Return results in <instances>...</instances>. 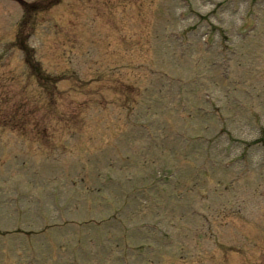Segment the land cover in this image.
I'll return each instance as SVG.
<instances>
[{
  "label": "rangeland",
  "instance_id": "374dc122",
  "mask_svg": "<svg viewBox=\"0 0 264 264\" xmlns=\"http://www.w3.org/2000/svg\"><path fill=\"white\" fill-rule=\"evenodd\" d=\"M57 4L50 83L0 0V264H264V0Z\"/></svg>",
  "mask_w": 264,
  "mask_h": 264
},
{
  "label": "trees",
  "instance_id": "16d2710c",
  "mask_svg": "<svg viewBox=\"0 0 264 264\" xmlns=\"http://www.w3.org/2000/svg\"><path fill=\"white\" fill-rule=\"evenodd\" d=\"M47 2V1H45ZM57 2H59V0H48L47 2V6L45 8L48 9L50 8V5H55L57 4ZM45 5V3L43 4ZM40 5L37 4H30V5H26L25 6V20L23 21L22 25H25V21L26 20H30L33 16L34 13H38L42 11V8L39 7ZM52 7V6H51ZM27 25V24H26ZM21 39H19V42L17 43V46L20 47V49L24 52L25 56H26V63L29 67H31L34 71V73L37 74V76L39 77L40 80L43 79H47L50 82L53 83L54 79L51 78V76L47 75L46 73H44L42 71V67L40 66L39 62L37 60H35L36 57H34V52L32 51V49L30 47H28L27 45V35L26 33H22V35L20 36Z\"/></svg>",
  "mask_w": 264,
  "mask_h": 264
}]
</instances>
